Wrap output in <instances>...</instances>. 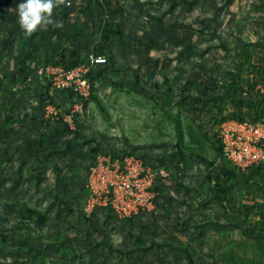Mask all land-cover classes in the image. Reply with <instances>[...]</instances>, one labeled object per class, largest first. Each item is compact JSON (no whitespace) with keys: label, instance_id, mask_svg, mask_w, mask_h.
I'll use <instances>...</instances> for the list:
<instances>
[{"label":"rangeland","instance_id":"obj_1","mask_svg":"<svg viewBox=\"0 0 264 264\" xmlns=\"http://www.w3.org/2000/svg\"><path fill=\"white\" fill-rule=\"evenodd\" d=\"M21 2L0 0V256L264 264V177L222 163L217 144L227 118L262 121L251 105L264 102V0H105L84 12L53 0L31 33ZM92 55L108 62L67 123L70 96L38 70ZM250 60L257 78L241 67ZM241 79L253 91L238 96L228 86ZM128 157L167 176L124 217L91 203L87 183L99 158Z\"/></svg>","mask_w":264,"mask_h":264},{"label":"built area","instance_id":"obj_2","mask_svg":"<svg viewBox=\"0 0 264 264\" xmlns=\"http://www.w3.org/2000/svg\"><path fill=\"white\" fill-rule=\"evenodd\" d=\"M90 1L66 0L65 4L80 10L85 9ZM107 62L103 55H92L88 63L81 59L71 67L49 64L39 68L38 72L47 79L45 83L72 94L73 109L65 117L67 123L74 121L76 111L91 98L93 70ZM261 91L264 98V87ZM218 133L223 156L240 172H247L257 164L264 165V120L255 122L231 118L220 124ZM165 176V170L146 166L137 157H128L122 162L99 158L89 168L87 186L91 203L103 201L105 206H110L113 212L124 217L136 214L151 203L155 187Z\"/></svg>","mask_w":264,"mask_h":264},{"label":"trees","instance_id":"obj_3","mask_svg":"<svg viewBox=\"0 0 264 264\" xmlns=\"http://www.w3.org/2000/svg\"><path fill=\"white\" fill-rule=\"evenodd\" d=\"M97 0H91L90 1V3H89V5L85 8V9H78L80 12L82 11V12H84V11H86L87 9H89L92 5H95V4H97ZM95 3V4H94ZM65 6H66V4H65ZM67 7V6H66ZM71 8H74V7H71ZM104 56V55H103ZM241 57V56H240ZM108 59V58H107ZM81 60V59H80ZM85 62H89V59L88 58H85V59H83ZM78 62H76L75 64H73V65H70V66H67V67H71V66H74V65H76ZM51 64H54V65H58V64H56L55 62L54 63H51ZM47 65H49V64H47ZM64 66H66V65H64ZM103 66V65H102ZM99 67H101V66H99ZM241 67H242V69H246V68H249L250 70H249V72H250V74L251 75H253L255 78H257L259 75H261V72H262V70H263V68L261 67V66H258L257 64H255V63H253V62H251V60H250V62L248 61V62H246V61H244L242 64H241ZM96 69V68H95ZM92 76V78H94V75L92 74L91 75ZM246 83H247V81L246 80H244V79H241L240 80V84L242 85H240V84H235V83H232V84H230L229 86H228V90L229 91H232L233 93L234 92H236V94L238 95V96H242L243 94H248V93H250V92H252L253 91V89H252V91L249 89V88H246V86H244V84L246 85ZM253 83H255V81H253ZM46 84V83H45ZM251 85H253V84H251ZM252 87V86H251ZM253 87H254V85H253ZM255 88V87H254ZM60 93H62V94H64V93H67L69 96H70V100L72 101V94H69L68 92H62V91H60ZM263 97V96H262ZM260 108L262 109V111L264 112V102L260 105ZM231 118H235V119H238V120H246V119H250V118H242V117H233V116H231V117H229V118H227L226 120H228V119H231ZM251 120H253V119H251ZM253 121H255V122H259L260 120H257V119H255V120H253ZM217 144H218V147H219V154H220V159H221V161H222V163H225V164H227V162L229 163V164H231L232 165V168H233V170H237L239 173H241L242 175H247L248 173L251 175V173H250V171L254 168V167H256V169H255V171H257L256 173L258 174V176H260V178L263 176L264 177V173L262 172V171H264L263 170V167H264V165L263 164H257V165H254L253 167H251L247 172H240L239 171V169L237 168V166L235 165V164H233V163H231L230 161H228L224 156H223V153H222V144H221V139H220V136H219V133H218V140H217ZM256 174V175H257ZM252 175H254L253 173H252ZM259 178V179H260ZM254 182V181H253Z\"/></svg>","mask_w":264,"mask_h":264},{"label":"clouds","instance_id":"obj_4","mask_svg":"<svg viewBox=\"0 0 264 264\" xmlns=\"http://www.w3.org/2000/svg\"><path fill=\"white\" fill-rule=\"evenodd\" d=\"M53 7V0H22L19 4L18 21L21 28L31 33L42 22L49 23Z\"/></svg>","mask_w":264,"mask_h":264},{"label":"crops","instance_id":"obj_5","mask_svg":"<svg viewBox=\"0 0 264 264\" xmlns=\"http://www.w3.org/2000/svg\"><path fill=\"white\" fill-rule=\"evenodd\" d=\"M101 2H105V0H100L97 3H101ZM73 7H74V10L76 12H80L76 6H73ZM250 99H251V97H250ZM249 102L251 103V100H249ZM246 107L249 108L248 104L246 105ZM255 107H256V105H253V104L251 105V108H253V110H254L255 117H259L262 120H264V112L262 111L260 106L258 108H255ZM239 110H241V109H239ZM245 112H246V109L243 110L242 114ZM227 113H229V112H227ZM263 170H264V167H263ZM262 172L264 173V171H262ZM27 258H29V257L26 254H25V257H21L19 254H13L12 256H9V254H8L6 256H0V264H30V262Z\"/></svg>","mask_w":264,"mask_h":264}]
</instances>
